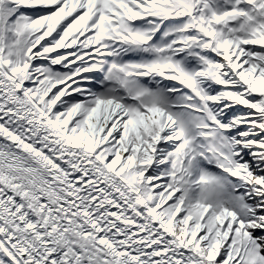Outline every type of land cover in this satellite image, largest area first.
Masks as SVG:
<instances>
[{"label": "snow or ice", "instance_id": "obj_1", "mask_svg": "<svg viewBox=\"0 0 264 264\" xmlns=\"http://www.w3.org/2000/svg\"><path fill=\"white\" fill-rule=\"evenodd\" d=\"M0 264H264V0H0Z\"/></svg>", "mask_w": 264, "mask_h": 264}]
</instances>
